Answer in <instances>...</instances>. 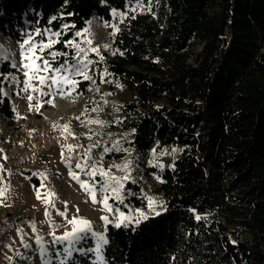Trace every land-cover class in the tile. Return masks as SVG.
<instances>
[{
    "label": "trees",
    "instance_id": "1",
    "mask_svg": "<svg viewBox=\"0 0 264 264\" xmlns=\"http://www.w3.org/2000/svg\"><path fill=\"white\" fill-rule=\"evenodd\" d=\"M134 1L0 0V35L45 40L51 28L61 33L52 48L67 53L54 63L74 62L67 41ZM144 1L151 9L129 12L112 46L93 53L97 74L130 89L121 107L132 130L127 145L181 153L160 170L159 215L148 212L137 183H127L133 192L123 204L108 194L124 213L134 205L149 219L108 226L107 264H264V0ZM0 74V114L11 119L3 77L23 75L8 60ZM88 85L79 81L78 89ZM94 259L77 252L70 264Z\"/></svg>",
    "mask_w": 264,
    "mask_h": 264
},
{
    "label": "rangeland",
    "instance_id": "2",
    "mask_svg": "<svg viewBox=\"0 0 264 264\" xmlns=\"http://www.w3.org/2000/svg\"><path fill=\"white\" fill-rule=\"evenodd\" d=\"M151 6L144 0H137L129 3L126 9H113L111 22L98 17L92 19L88 30L79 31L81 35L76 43L84 52L74 62L55 64L50 56H46L54 68L62 64L75 65L78 59L91 61L88 74L93 79L86 80L89 81L87 92L78 89V83L74 90L65 85L63 95L40 97L37 101L38 92L24 93L20 91L23 83L16 84L11 79L15 76L23 81V76H7L3 85L16 115L7 119L0 114V193H3L0 195V264H60L66 256L63 253L66 244L53 245L51 233L62 236L71 231L73 225L67 220L73 217L87 219L95 231H103L101 217L108 215L111 218V213L104 209L103 203L94 204L92 196L94 193L97 201H102L109 193L115 197L110 190L101 191L108 176L123 183V199L133 192L127 187L131 181L139 184L142 192L156 202V212L165 207L163 195L155 190L161 181L160 170L171 166L181 150L174 147L140 153L127 145L132 130L122 122L121 107L131 97L130 89L124 82L112 85L108 79H100L93 54L96 52L91 50L96 48L98 53L110 48L119 23L128 13L146 11ZM54 32L58 31L46 28L45 40L33 37L39 45L50 38L57 40L58 37L52 36ZM19 43L0 35V46L7 60L11 66L15 63L18 69L21 60ZM36 55L44 54L37 48ZM35 62L40 64L38 60ZM74 79L85 81L82 76ZM32 83L39 85L38 80ZM29 94L33 96L32 101L27 99ZM48 100L51 103H45ZM106 148L109 151H104ZM77 163L81 168L75 167ZM93 171L94 176L87 174ZM70 173H75L89 190L86 191ZM101 173L108 176L102 177ZM125 176L129 179L123 180ZM33 177L38 179L37 183ZM108 203L114 210L118 208L109 200ZM137 209L133 205L125 214L139 217ZM60 212H66V216L59 215ZM148 212L154 213L149 208ZM38 237L41 244H37ZM41 247L48 250L46 254L41 253ZM77 247L87 248V245L82 242Z\"/></svg>",
    "mask_w": 264,
    "mask_h": 264
},
{
    "label": "snow or ice",
    "instance_id": "3",
    "mask_svg": "<svg viewBox=\"0 0 264 264\" xmlns=\"http://www.w3.org/2000/svg\"><path fill=\"white\" fill-rule=\"evenodd\" d=\"M139 6V4H138ZM52 19H55L53 17ZM70 26L65 24L64 28L67 29ZM74 27V26H72ZM36 35L40 36L43 35L39 29H36ZM61 35L60 32L52 33V36L59 37ZM76 36H80L81 33L77 31L75 33ZM59 43L58 40L49 39L47 43L41 41L39 45L35 42L34 37L29 34L27 37L19 43L20 48V71L23 75V81L17 79L13 76L11 79L16 84L23 83V87H21L20 91L24 93H29V91L38 92L40 95L36 97L37 101H39L40 97L46 96H56V95H63L64 94V86L68 85L71 89H75L77 86L78 81L74 79V77L82 76L84 80H92L93 77L88 74L89 72V64L91 61L88 60H77L75 65L69 66L67 64H62L60 67H53L52 63H50L49 59L46 56H50L53 61H56L60 56H67L65 52H57V51H48L52 49L53 45ZM67 46L76 49V56L79 57L81 53L84 52V49L80 47L79 44L75 43L72 40L67 41ZM39 48V52L44 55L37 56L36 49ZM93 52H97L96 48L91 49ZM35 57V59H33ZM8 57L4 54V50L2 46H0V63H3L7 60ZM40 61V64H36L35 61ZM13 68H16L17 65L14 63L12 64ZM49 72L54 73L53 75H48ZM44 73L45 75H41ZM2 76V74H0ZM3 79H7V77H3ZM39 81V85H35L33 81ZM2 82V81H0ZM44 88L49 89V91H45ZM27 99L29 101L33 100V96L31 94L27 95ZM45 103H51L50 100L45 101ZM31 107V105H30ZM39 111V107L36 108ZM97 123H100L97 121ZM67 127V126H65ZM98 146V145H97ZM71 145L68 146L69 150H71ZM118 147V145H117ZM104 151H109V149H104ZM76 168H81V164L77 163L75 165ZM74 180L81 184L82 187H85V190L88 191L89 189L84 185L83 182L79 180V177L75 173H70ZM89 176H94L95 171L87 173ZM101 176H108L107 173H101ZM123 180L129 179L128 176L122 178ZM124 185L120 179H116L115 177L108 176V182L105 183L101 191L108 192L109 190L112 193H115V199L118 200L121 204H123L124 199L121 196V191ZM3 195V193H0ZM39 198V193H37ZM148 200V208L155 213V215H159V212L155 211L156 202L152 198H147ZM92 202L96 203H103L104 209L111 213V218L108 215H104L101 217L103 222V231H95L93 229V225L87 219H80L77 220L75 217L73 219L67 220L69 225H73L71 231H66L62 236H55L54 233H51L53 239L51 243L53 245H65L66 247L63 248V253L66 254L65 259L60 262V264H70V258L73 256L74 253H80L82 255H89L92 254L95 259L92 261V264H107V259L105 257V249L109 245L110 240L109 237L106 235L108 232V226L113 225L115 228L119 229L121 227H128L129 224L133 222L136 225H139L142 221L149 219V216L137 209L136 211L139 212V217H134L131 214L126 215L124 212L120 211L119 208L113 209L112 205L108 203V196H104L102 201H97L95 198V194L93 193ZM78 211V210H77ZM59 215L66 216V212H60ZM199 219V217H197ZM34 227V226H33ZM91 239L94 241V246L84 248V247H77V245L82 244L87 240ZM37 244H41V238H37ZM26 248L29 245H24ZM41 253L46 254L47 249L41 247ZM60 253H57L59 255ZM47 264V262H46Z\"/></svg>",
    "mask_w": 264,
    "mask_h": 264
}]
</instances>
